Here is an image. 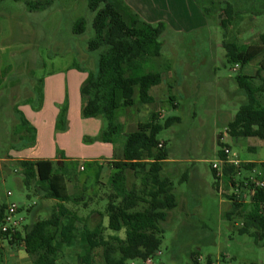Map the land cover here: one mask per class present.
I'll list each match as a JSON object with an SVG mask.
<instances>
[{
	"label": "rangeland",
	"instance_id": "1",
	"mask_svg": "<svg viewBox=\"0 0 264 264\" xmlns=\"http://www.w3.org/2000/svg\"><path fill=\"white\" fill-rule=\"evenodd\" d=\"M51 1L47 9L38 12H28L21 2L0 1V72L5 71L4 76L0 73V79L3 76L0 84V205L14 203L19 209L39 203L33 184L30 188L23 184L17 162L8 161V152L30 139L21 130L14 109L21 106L29 91H38L39 82L47 74L72 65L95 69L99 54L87 52V43L93 37L94 17L88 9L89 0ZM179 1L161 2L165 7L162 13L167 16L144 15L153 25L159 21L164 24L159 39L161 59L172 76L167 85L169 94L175 98V106L166 104L161 114L164 118L180 119L179 124L157 136L158 141L165 144L168 156L160 174L172 184L176 208L168 212L160 225L158 252L150 263L126 264H192V255L198 257V264H207V259L212 264H264V247L256 246L250 237L237 233L240 221L230 223L226 219L230 203L225 196L232 194L234 188L223 181L216 190L209 170L217 159L219 142L224 146L222 150L229 151V159L238 161V172L232 177L234 184L262 175L264 141L231 138L226 134L228 123L245 102L235 79L249 76L254 86H263L264 72L256 75L260 58L243 67L239 65L233 72V66L226 62L217 15L216 18L205 17L195 8L189 9V2L185 6L186 13L178 12ZM79 20L84 21V30L74 35L73 27ZM261 33H264V9L258 7L257 15L249 11L229 30L227 41L235 36L239 45L250 46L259 43ZM259 100L264 105V92ZM243 161H251L254 167L242 168L241 165H247ZM70 169L69 165L64 167L67 173ZM72 173L75 174L73 169ZM77 176L85 181L90 172L86 170ZM89 187L93 188L91 182ZM69 190L75 192L70 185ZM7 192L11 193L10 197L6 196ZM103 192L106 193L101 188L99 197L104 200L97 203L101 213L107 202ZM67 206L79 216L85 214L73 204ZM25 223L30 224V219ZM109 233L112 232L105 230L103 236L107 238ZM115 236L123 239L124 234L120 232ZM71 250L74 253L78 248ZM68 256L59 254L58 264H71ZM92 260L94 264H104L100 250L93 253Z\"/></svg>",
	"mask_w": 264,
	"mask_h": 264
},
{
	"label": "trees",
	"instance_id": "2",
	"mask_svg": "<svg viewBox=\"0 0 264 264\" xmlns=\"http://www.w3.org/2000/svg\"><path fill=\"white\" fill-rule=\"evenodd\" d=\"M10 1L23 3L28 12L43 11L52 2ZM194 3L203 16L217 15L215 18L218 19L217 23L222 32L226 62L231 66L243 67L260 58L256 72V75L260 76L264 72V33L258 35V44L250 46L239 45L235 36L229 37L231 40L227 41V35L244 14L254 11L257 15L258 7L264 9V0H194ZM88 9L94 17L93 37L87 43V52L99 54L95 69H83L86 79L79 90L81 117L100 119L104 127L96 137H84L83 143L100 142L115 146L123 129L119 122V113L136 105L154 104L149 91L160 84L161 75L169 70L162 62V47L159 41L164 24L158 22L153 25L142 20L123 0H89ZM83 30L84 21H77L73 34L80 35ZM76 68L82 70L80 66L76 65ZM0 73L5 75V71ZM252 80L249 76H237L235 79L245 102L227 125L226 134L231 138H258L264 141V105L259 100V96L264 92V80L261 87L254 86ZM41 84L40 81L38 91H34V99L24 101L25 104H34L35 110L40 109L42 103ZM174 102L175 98L170 95L169 104ZM14 110L21 130L29 136V145H32L34 130L17 109ZM66 113L65 101L56 117V132L66 131ZM179 123L180 119L176 117L160 121V115L152 113L148 123L139 124L136 132L125 137L120 158L109 164L111 174L108 186L111 194L107 197L104 212L97 213L98 220L92 227L65 206L75 205L80 198L71 195L67 188V176L74 175L72 169L73 172L76 171V163L57 167L52 161H18L16 164L21 172L23 184L27 188L33 184L35 195L41 194L45 200H53L56 204L49 217L23 226L9 243L22 246L33 264H56L60 249L71 245L74 236L79 233L80 225V235L85 243V249L80 256L81 264H94L92 255L96 250L101 251L104 264L151 261L158 252V237L162 233L160 225L165 221L168 212L176 208L172 184L160 174L168 156L165 144L159 142L157 136L163 130ZM218 147L217 158L224 159V146L218 142ZM58 155L62 156L59 152ZM66 165L71 166L68 173L64 170ZM241 167L251 170L254 165ZM209 170L217 190L218 179L210 166ZM128 172L137 180V184L132 182L129 185ZM237 172L236 166H225L224 183H230L234 189H251L247 178L234 184L232 177ZM225 198L230 203L226 213L227 221H240L241 226L237 233L250 237L256 246L264 247V196L261 191L256 189L249 204L241 202L235 194L226 195ZM5 208V205H0V223ZM103 218L107 219L106 228L102 226ZM105 230L116 234L123 231L124 237L104 238ZM0 235L8 240L6 236L1 233ZM191 261L192 264H198V257L192 255ZM206 263L212 264L210 259H207Z\"/></svg>",
	"mask_w": 264,
	"mask_h": 264
},
{
	"label": "crops",
	"instance_id": "3",
	"mask_svg": "<svg viewBox=\"0 0 264 264\" xmlns=\"http://www.w3.org/2000/svg\"><path fill=\"white\" fill-rule=\"evenodd\" d=\"M129 1L124 0L125 4L130 9L137 11V13H139L146 22L148 21L144 18V15H166V13H162L165 11V7H163L161 3L165 0ZM192 1L194 4V0H180L179 2H181V5H177L176 10L178 12L183 11L186 13V7L188 6L187 2H189V9L195 8L196 11L200 12L197 6L191 3ZM80 69L82 70H79L76 66L72 65L63 70H58L44 76L41 80L42 103L40 109L38 110L34 109V104L24 103L25 100L34 99L35 97L34 90L31 92L29 91L26 95V99L20 102L21 106L17 108V111L34 130L33 144L29 145L30 141H25L23 144L18 146L15 145L16 149L10 150L7 156L8 159H10L8 161L12 162L26 160L52 161L57 167H62L68 163H76L77 168L75 174L67 176V188L71 195L80 197H77L79 201L75 205L73 204V206L75 209H83L85 214H81L79 216L75 210L69 208L67 204H65V206L69 210L74 211L77 217L82 219L84 223H87L92 227L98 220L97 213H101L99 207L97 206L98 201L104 200L99 197L101 188L103 191H106V193L103 192L106 199L111 194L110 187L108 186V179L111 174L109 164L120 158L124 139L128 134L136 132L139 124L148 123L149 117L152 113H157L159 115L163 113L162 108H164L166 104H169V97L171 94H169L170 88L167 85V81L168 79H171L172 76L169 75V71L165 75H161L160 84L150 89L149 96L153 99L154 104L136 105L132 108L124 109L119 113V122L123 128L119 144H116L115 146L100 142L85 144L83 143V138L96 137L100 130L104 127V123L100 119H83L81 117L82 103L79 90L82 83L86 79V73L83 72L84 68L80 67ZM65 101L67 102V128L64 132H56V117L58 115L59 108ZM151 108H153V112L151 111ZM161 119H165L162 114L160 115V120ZM58 152L61 153L62 156H59ZM234 161L238 163V161ZM166 162L167 160L164 163ZM243 162L246 164L252 163L251 161ZM89 164H92L93 166L91 167ZM86 170L90 172V177H88L85 181L83 179H79L77 174L84 173ZM127 176L129 178V185H131L132 182L137 184V180L133 179L130 172L127 173ZM89 182H91L93 188L89 187ZM69 185L70 188L75 189L74 193L70 192ZM35 197L39 203L38 205L35 204L34 207L28 206L19 209V216L24 219L23 226L28 225L25 223V220L27 219H30L31 222L46 219L50 216L56 204L53 200H45L41 194H37ZM103 222L106 223L105 226ZM102 226L103 228H106V218H103ZM80 227L81 226L79 225V233L74 236L71 245L60 249V254H65V256H71L72 254L75 255V257H67V259H70L71 264H81L80 256L82 251L85 249V243L80 235ZM115 234L116 233H109L107 238L114 237ZM73 247L78 248V250L74 253L71 252ZM75 258H77L78 261L75 260ZM0 264L33 263L31 258L23 250L22 246L18 244H10L8 240L4 239V237L0 235ZM56 264H58V260L56 261Z\"/></svg>",
	"mask_w": 264,
	"mask_h": 264
},
{
	"label": "built area",
	"instance_id": "4",
	"mask_svg": "<svg viewBox=\"0 0 264 264\" xmlns=\"http://www.w3.org/2000/svg\"><path fill=\"white\" fill-rule=\"evenodd\" d=\"M239 68V65H234L232 68L233 72H236ZM161 147V146H159ZM224 159L217 158L210 164L211 169L215 173V178L218 179V183L223 182V168L228 165L236 166L237 163L229 159V151L225 149L224 151ZM82 170V169H81ZM249 184L251 185V189H234L232 194H235L236 197L243 203L249 204L252 201L256 193V189H259L264 196V178L262 175H258L254 179H249ZM237 188V186H236ZM235 192V193H234ZM7 197L11 196L10 192H7ZM6 208L4 210L1 226H0V233L7 237L8 241L11 240L18 232L22 230L24 219L19 216L18 209L19 207L11 203L9 205H5ZM150 263V260L147 261Z\"/></svg>",
	"mask_w": 264,
	"mask_h": 264
}]
</instances>
